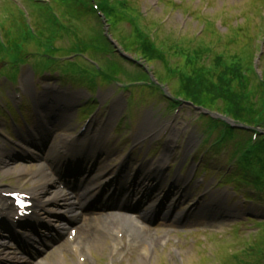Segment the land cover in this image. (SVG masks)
Here are the masks:
<instances>
[{
	"label": "rangeland",
	"instance_id": "374dc122",
	"mask_svg": "<svg viewBox=\"0 0 264 264\" xmlns=\"http://www.w3.org/2000/svg\"><path fill=\"white\" fill-rule=\"evenodd\" d=\"M18 1L21 4V1ZM131 1L144 12V19L141 22L143 27H148L149 31L151 28L152 32H150L153 34V38L155 37V42L158 45L162 43L167 50V65L165 61L155 59L151 62L143 61L140 66L144 67L142 70L151 79L158 81V79L164 78L162 83L164 87H162L161 91L159 89L160 92L158 93V91L147 88H132L127 91L115 82H107L103 85L102 89H100L101 98L104 104L109 106H104V114L98 119L100 121L99 132L106 130V135L109 139L107 141L104 140L105 149H108L106 150V158L110 160V165L116 166L120 161L122 162V160L126 159L125 157L129 156L128 158H131L133 154L132 170L139 165L138 163L142 164V166L145 165L148 170L152 167L150 163L154 161L160 163L164 158L165 166L172 163V167L169 166L166 171H163L165 174L163 181L167 184L166 189L173 190L177 182L175 179H178L176 191L182 196L183 205L186 204L183 208L181 206L178 214H183L184 211H188L193 205H199L200 200L207 196L209 199L204 202L206 205L204 208L210 207L214 201H220V199L219 207L221 206V208L224 205L226 209L234 210L237 206H241L242 211L231 213L230 221L222 223L223 225L218 220L209 225L210 223L204 219H200L199 223H196L193 227L182 226L183 224H180V226L170 224V227L158 225L153 228L149 237V244L157 249L153 256V259L157 261L155 264H228L229 257L235 259L237 255L248 248L245 247L246 243L258 239V235L262 231L260 225L264 223V203H246L245 196H242V193H244L258 198L256 196V193H258L257 189L250 188V186L241 181L239 184L242 187V191L237 194L234 191V188H236L235 184L227 182V180L232 179V176L240 174V171L237 170L239 161L233 160L234 153L238 152L241 149L240 147L249 141L251 133L247 135L242 133V130L237 129L240 132H235L233 137H228L226 141H223V146H220L222 144H217L220 132L216 131L214 133L215 131H213V134H206L207 122L204 121L202 113L187 105L184 99L181 100L182 106L175 108L173 105L176 101L172 97L169 99L165 96L164 93L167 92L170 97V93L177 89L179 83V77L176 75H173V77L172 74L175 72L169 71L166 66L170 65L174 68L178 66L180 68L184 67L183 65L186 61L178 55V48L192 52L197 51L202 54L203 51H208L207 55L202 56L206 65L213 64L212 61L216 56H220V58L223 56L226 59L243 57L249 60V55L256 53V72L258 77H256L257 81L250 77L252 83L249 88L252 90L260 88L261 93L254 94L252 97H250V93L244 94L243 103L245 108L264 110V41L261 40L264 37V32L261 30L264 25V5L261 0H129L130 3H132ZM262 6L263 8H261ZM73 10L80 14V16H76L83 21L82 26L85 32L90 33L91 29H97V33L100 32V28H98L100 22L95 18L92 11H85L78 5H74ZM5 12L6 8L4 9ZM64 23L67 27L75 28V30L79 31V27H76L73 23L67 20H64ZM221 24L223 25L222 30H219L221 35L217 36L218 29L215 31V28L219 25L221 26ZM232 27H235V29ZM236 28H242V30H237ZM116 33L118 37L125 34L130 37L132 36L130 34L132 33V28L125 23L118 26ZM71 38L66 37L64 41L58 43V47L60 46L65 53H72L75 48H82L81 46H83L81 41L78 40L79 42L76 43V38H73V36ZM130 45L132 44L130 43ZM137 46L135 44V47ZM86 48L89 50V47ZM36 50V46H29L24 52L9 53L5 57L8 60L7 62H10L18 57H25L27 53L33 55L37 52ZM60 54L62 55V53ZM106 56L108 59V55ZM93 58L102 62L112 72V76L116 77L117 81H122L125 84L129 83L130 76L133 77L139 74L136 66L125 61H118L117 56L113 57L115 60L110 57L112 62L107 60L102 54L99 56L95 55ZM241 62L242 65L246 63L244 60ZM34 63L31 62L28 68H24L25 72L23 74L26 80L24 78L17 87L21 89L20 93L25 96V106L22 111L28 121L33 119V115L30 114V97L34 99V92L36 91L34 80L39 79V77L31 78V72H33L31 66ZM67 64H70L72 66L71 69L74 71L68 73L62 71L63 76L56 74L55 78L69 82L70 85L68 84L67 86L66 84L61 87L62 92H65L68 98L64 97L61 100L62 103L66 104L60 108H55L54 116L58 114L61 122L65 120L67 122L66 126H70V128L68 129L67 127V132L57 130L56 139L53 140V145H56V147L65 146L68 142L76 141L77 132L83 128L90 113L87 108L91 107L89 106L91 100L84 99L87 94L97 90V88L89 84L83 86L79 80L80 78L75 79L76 82H72L73 75H80L82 71L80 70L78 73L77 71L80 67L74 66L73 63ZM1 67L0 74L8 65ZM86 74V77H89V73L86 72ZM43 79L45 77L39 80ZM25 82H28L26 89ZM166 82L167 84H165ZM46 83L45 81L43 84L41 83L37 90L42 92L44 85H48ZM74 83L77 85L74 86ZM71 84L75 89L74 87L72 88ZM246 84L247 82L244 83V85ZM88 88H94L95 90L90 91ZM12 89V84L6 83L4 77L0 75V110L4 104V98L15 102L13 95L16 91L13 92ZM55 94L58 96L57 93ZM42 95L43 99L40 103L52 106L55 96H50L47 93ZM46 96L49 97L44 100ZM223 105L221 101L216 100L213 106L207 109L208 116L211 117L212 115L215 120L222 118L219 114L213 113L218 110L223 111L225 109ZM127 110L131 112L128 113ZM20 122L18 121L21 125L22 122ZM4 123H6L5 120L2 124L0 122L3 130L6 128ZM146 123V128L143 130V126ZM30 126L32 127V124ZM9 131L10 123L8 120L5 134L10 136ZM28 132V128L22 127L17 135L28 137ZM260 134H264V131H261ZM206 135H209V137ZM206 140L208 141L204 143ZM190 154H195V158L191 162L187 161L191 156ZM10 157L4 156L6 160ZM11 158H13V161H0V174L6 178H14V183L17 185L21 176L18 169L21 166H26L27 163L16 162L17 157L15 156ZM196 160L198 161L195 163ZM9 163L16 170H11L5 174L2 171L3 165ZM199 164L204 166L201 170L199 167L197 171L196 168ZM170 168L172 169L170 170ZM247 169L249 173L247 179H254L257 176V172L254 170L255 167ZM240 177L242 178L241 175ZM187 183L190 185V189H185ZM186 201H189V203ZM232 217L233 220H231ZM207 225L211 227L208 229ZM237 227H240V229ZM237 229H239L238 233L236 232ZM95 232L102 235L99 229H96ZM92 236L84 237L83 239L87 240L88 244H91ZM102 237L105 242L104 247L100 251L95 249V247L93 249L107 256L109 251L103 252L107 249V245L110 242H107L103 235ZM159 237L164 240H162V243L158 242ZM122 254L120 253V255ZM67 255L65 264L77 263L69 251ZM104 255H101L95 262L89 261L88 264H104L102 260L105 257ZM136 257L133 264H140ZM56 258H58L56 255L50 256L48 258L49 263L55 264ZM119 260L120 258L116 257L115 264H120ZM231 261L230 264H232ZM126 263L124 262L123 264ZM253 264H264V259L261 262L254 261Z\"/></svg>",
	"mask_w": 264,
	"mask_h": 264
},
{
	"label": "trees",
	"instance_id": "16d2710c",
	"mask_svg": "<svg viewBox=\"0 0 264 264\" xmlns=\"http://www.w3.org/2000/svg\"><path fill=\"white\" fill-rule=\"evenodd\" d=\"M88 1L90 2V0ZM88 11H92V9H89ZM19 17L22 16L19 15ZM36 17H40L39 20L35 19V24L38 28L37 38H30V33L26 25H22L21 27H19L13 23L11 27H9L10 29H4V32L6 31V35L4 37L5 44H10L12 48L17 49V46H19L21 43H23V46L27 44L29 45L31 43H38V40L45 36L46 24L53 23L54 17L52 16L50 10H48L47 8L40 9ZM66 35H72L69 29L62 28L60 26L55 27L47 36L46 41L48 43V40L50 41L51 39L57 37L63 39L66 37ZM74 38L77 39L76 36ZM92 45L97 47V49H91L92 52L95 53V55L99 56L102 54V56H104L106 59V55H108L107 60H110L112 62L110 57H115L112 54L114 49L108 43L107 39L102 38L100 35ZM1 46L2 45L0 44V47ZM127 46L130 50L134 49L130 44H127ZM133 51L142 54L144 58H148L150 61L155 59H161L162 61H164V59H162L164 57H161V55L157 54L158 51L153 48L151 41H149L148 39L144 41L142 48H139V50L134 49ZM205 54L206 52L204 51L203 54L201 52H196L194 53V59L196 60L199 56L202 57ZM187 55L190 58L186 60L185 66L183 68H180L178 74V87L174 90V94L177 97L182 98L186 101H190L195 104V106L205 107L207 109L213 106L216 100L221 101L224 104L223 107L225 109H223V111L218 110V113L226 115L236 122L244 124L248 127L261 126L264 128V110L245 108V105L243 103V100L245 99L244 94L250 93V97H252V95L254 94L261 93L260 88H256L254 90L249 88L252 83V79L250 80V77H253L254 73L248 74V72H250L251 64L247 62V59L243 57L235 58L234 62L228 65L223 61L222 58H216L214 60L216 61L215 66L217 68L214 67L211 72H208L204 71L203 68H200L197 65V62H194V59L192 58L193 56H190L193 54L187 53ZM119 60L120 58L118 57V61ZM242 60L246 62L243 65L241 62ZM139 76H143V74H140ZM245 82H247L246 85H244ZM261 114H263V116H261ZM222 124L224 125L225 123L220 121L217 122V125ZM235 132L240 131L228 128L227 137H233ZM241 132L247 135H249L250 133V131L248 130H242ZM243 160L244 163L241 164L240 167V175L242 176V178H239L241 179L240 182L242 181L251 188L257 189L258 193L261 196H264V137L260 138V142L256 146L254 153L252 155L246 153ZM251 167H255L254 170H256L257 172V176L252 180L247 179L249 174L247 168Z\"/></svg>",
	"mask_w": 264,
	"mask_h": 264
},
{
	"label": "bare ground",
	"instance_id": "6f19581e",
	"mask_svg": "<svg viewBox=\"0 0 264 264\" xmlns=\"http://www.w3.org/2000/svg\"><path fill=\"white\" fill-rule=\"evenodd\" d=\"M63 106H65V104H63ZM58 120H59V118H58ZM65 120H62V122H64ZM66 124H67V122H66ZM146 125H147V123L143 126V130L146 128ZM35 137L38 139V135L37 134H35ZM42 138L44 137V136H41ZM104 143L105 142H103L102 144H103V146H98V147H96V151H95V153H94V155L95 154H97V155H100V156H104L105 157V155H104V152L107 154V152H106V150H108L107 148L105 149V147H106V145H104ZM86 143H84L83 142V144H81V145H85ZM79 147V146H78ZM77 147V148H78ZM81 147H84V146H81ZM95 148V147H94ZM78 150H80L81 152H82V150H85V149H81L80 147H79V149ZM84 152V151H83ZM67 153H69V154H71V152L69 151V152H67ZM86 153H88V151L86 152ZM59 154L60 155H57V157L56 156H52L51 157V160H53V161H61L62 159H63V157H64V155H62V153H60L59 152ZM90 155H93V152H90ZM93 155V156H94ZM77 156H79V155H77ZM76 157V156H75ZM104 165H105V162H104ZM106 173V170H103V173H101V175H100V178H103V175ZM110 178H107V179H105V181H107V180H109ZM152 181H154V180H152ZM145 190H149L150 192L151 191H153V190H161V189H158V188H156V187H151V186H149V187H145L144 188ZM144 193H145V191H143ZM143 192L141 191L140 192V197H143L142 195H143ZM139 193V192H138ZM161 200L159 199V197L158 196H155L154 197V201H153V204H151V205H154V204H157L158 202H160ZM171 202H173V201H171ZM161 203V202H160ZM178 205V202H176L175 201V207ZM173 206V205H172ZM168 209L169 210H171L172 209V207L170 206V205H168ZM211 212H212V216L214 215V216H218V217H221V216H226L225 218H223L222 219V221H225V220H227L228 218V216H230V214L228 215L227 213H226V211H223L222 213H220V214H218V213H216L214 210H211ZM228 215V216H227ZM117 223H119L120 222V220H118L117 218H113ZM219 221V220H218ZM114 222V221H113ZM226 222V221H225ZM110 223V222H109ZM219 223L221 224V225H223L222 224V222L221 221H219ZM119 225H121L122 227H123V229H126V230H132V231H134V229H131L132 227H128V225H124V222H122L121 221V223H119ZM120 227V226H119ZM135 233V236H137V237H139L140 238V240H142V237L140 236V235H138L136 232H134ZM104 238L102 237V235H100V233H98V232H95V233H93V236H92V238H91V245H92V247L94 248L95 247V249H97L98 251H100L103 247H104ZM150 245H149V243H147L141 250H140V253H139V259H138V261L140 262V264H149V262H151V259H149V255H150V253H152L153 252V249L152 248H150L149 247ZM152 247H154V246H152ZM97 251V252H98ZM52 263V262H51ZM51 263H49V261L46 259V260H43L40 264H51Z\"/></svg>",
	"mask_w": 264,
	"mask_h": 264
}]
</instances>
